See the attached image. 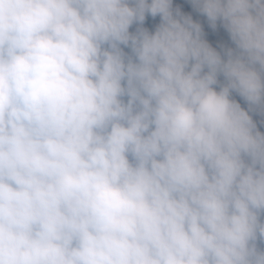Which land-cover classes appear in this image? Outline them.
Wrapping results in <instances>:
<instances>
[{
  "label": "clouds",
  "instance_id": "9594fccd",
  "mask_svg": "<svg viewBox=\"0 0 264 264\" xmlns=\"http://www.w3.org/2000/svg\"><path fill=\"white\" fill-rule=\"evenodd\" d=\"M185 2L0 0V264H264V0Z\"/></svg>",
  "mask_w": 264,
  "mask_h": 264
},
{
  "label": "rangeland",
  "instance_id": "374dc122",
  "mask_svg": "<svg viewBox=\"0 0 264 264\" xmlns=\"http://www.w3.org/2000/svg\"><path fill=\"white\" fill-rule=\"evenodd\" d=\"M173 4H174V7L177 5V4H183L184 7L182 8L183 11L185 12H192V9L190 7V5H188L185 0H173ZM193 14V19L195 20H199L203 25H204V28H205V32H206V39L209 40V42L213 45V47H217V50H219V44L221 43H226L227 40H228V36H227V33L224 32L223 29L221 28H218L216 33H213L211 31L210 28H208L207 26V22H206V18L200 16L199 14L197 13H194L192 12ZM159 23V17H157L155 20H152L151 18H149L148 20H146L145 22V27H148L150 31H154V28H155V25ZM135 25L130 28V31H135ZM228 42L230 43V41L228 40ZM125 51L126 52H130V49L128 48H125ZM242 106H243V103H242ZM255 120H258L259 117L257 116H254L253 117ZM258 127H260V125L258 124ZM261 131H264V127H261L260 129Z\"/></svg>",
  "mask_w": 264,
  "mask_h": 264
},
{
  "label": "trees",
  "instance_id": "16d2710c",
  "mask_svg": "<svg viewBox=\"0 0 264 264\" xmlns=\"http://www.w3.org/2000/svg\"><path fill=\"white\" fill-rule=\"evenodd\" d=\"M226 43H229V42H228V40H227V42H226Z\"/></svg>",
  "mask_w": 264,
  "mask_h": 264
}]
</instances>
